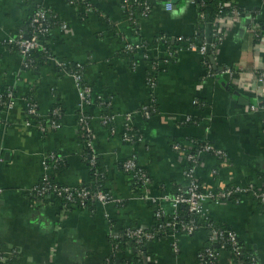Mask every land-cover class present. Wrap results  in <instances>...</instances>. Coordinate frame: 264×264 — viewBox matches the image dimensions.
I'll list each match as a JSON object with an SVG mask.
<instances>
[{
    "label": "crops",
    "instance_id": "1",
    "mask_svg": "<svg viewBox=\"0 0 264 264\" xmlns=\"http://www.w3.org/2000/svg\"><path fill=\"white\" fill-rule=\"evenodd\" d=\"M37 1L57 20L52 59L28 68L8 41L26 37L31 6L0 0V251L6 258L14 264H200L209 247L206 228L164 234L163 223L157 225L163 219L143 199L187 186L184 153L198 154V143L221 152L200 153L195 176L202 191L243 190L208 201L207 219L236 234L238 264H264V203L245 191L264 190V0H224L243 11L236 22L208 20L212 9L196 0H145L142 6L129 0L128 7L125 0ZM255 22L261 38L251 31ZM216 29L223 40L212 49ZM178 38L210 50H179ZM64 64L82 67L83 86L91 89L84 114L104 176L98 189L112 200L87 199L61 219L60 198L31 195L45 174L59 187L90 188L93 181L79 129V90L73 76L59 71ZM127 125L132 143L125 140ZM46 156L54 157L49 170ZM129 161L149 178L146 186L133 185ZM165 211L172 215L169 205ZM138 230L157 237H126ZM121 239L128 242L123 252ZM213 249L216 264H235L227 248Z\"/></svg>",
    "mask_w": 264,
    "mask_h": 264
},
{
    "label": "built area",
    "instance_id": "2",
    "mask_svg": "<svg viewBox=\"0 0 264 264\" xmlns=\"http://www.w3.org/2000/svg\"><path fill=\"white\" fill-rule=\"evenodd\" d=\"M197 1V0H196ZM74 2H77L76 0H71L70 3L74 4ZM85 4V2H82ZM125 6L128 7L130 4L129 0L124 1ZM201 5L203 7L204 1L201 2ZM169 9H171L170 5L168 6ZM219 14L222 15L224 8H229L230 13L226 16L225 21L230 22H236L238 21L241 16L243 15V12H241L237 5L234 2H227V1H220L219 5ZM202 10V8H201ZM85 12H89V6L85 7ZM128 12V10H127ZM51 14V11L43 8L39 10H35L30 18V32L25 35L26 37L22 36L17 39H11L8 42L13 43L15 42V45L19 47L20 52L24 59V66L25 67H32L33 62L28 59L29 54L32 51H38L42 53L47 52V48L41 41V36L45 35H51L52 30L49 27L48 24V15ZM201 18L205 19V13H201ZM224 17H218L215 22H218L217 20H222ZM214 22V23H215ZM65 28L64 25H61V29ZM251 31L253 34H255L258 38L262 37V33L260 31V26L257 22L253 23L251 27ZM219 29H216L214 32L215 42L213 43L212 49L216 44H220L222 42V36ZM177 43L181 45L179 50H182V47L188 50H191L192 52H197L201 55H207L209 52V48L206 44H203L201 46H197L194 43L190 42L189 40L185 38H178ZM132 46H128L129 49H131ZM210 47V46H209ZM62 68H66V65H62ZM213 71L209 68L207 71L206 76L212 77ZM74 77L75 82L77 84L78 90H79V96L81 99L80 104L78 105V112H79V129L81 132V138L84 140L86 147L90 150V157L88 166L90 167V171L96 166L98 156L94 152V148L92 146L91 140H92V129L90 128L89 119L86 114H84V108L86 104H90L89 97L91 98V89L87 86H83V76L82 74H73L71 75ZM263 76V75H262ZM149 83L151 86H154V79L149 78ZM257 109L256 106H252L251 110ZM150 108L144 109L143 115L145 117H149L150 115ZM29 114L34 116L36 115V112L34 108H29ZM55 115H58L59 112L55 110ZM131 119V116H127L126 120L129 122ZM51 127L56 128L58 127L57 124L54 122H51ZM133 130L130 125H127L126 133H125V140L127 143L133 142V136H132ZM197 148H199L198 154L196 153H184L185 158L187 160V163L189 164L185 175L187 177L188 184L185 188H180L175 194L172 195H164L160 197H152L149 195H144L143 199L153 205L155 207V216L157 219H163L166 217V211H165V205H169L172 209V215L173 219L166 222L161 226L163 229V233L169 234V235H178L179 233H185V234H192L198 229L202 228L199 227L194 221H189L187 223L179 222V214L180 209H185L188 214L191 215H197L202 220H206V211L205 206L208 201H225L229 200L232 196L236 195V193L243 192V190H225L218 194H206L202 191V187L199 184L198 179L195 176V172L197 169V166L199 165V159H200V153H211L215 156H220L221 152L216 150L214 147H212L209 144H203L200 145L197 143ZM175 150L180 151L181 147L179 145L174 147ZM54 157L53 156H46L44 159V165L45 169L49 170L51 169L52 163H53ZM125 170L126 172L131 176L132 180H137L142 184V186H146L147 183H149V178H147L146 174H144L141 170H138L135 164L132 161L127 162L125 164ZM92 183L96 182V175L92 176ZM247 193L251 192L253 193L254 197L258 199L259 201L264 203V190L262 192H255L253 188H249L248 190H245ZM32 196L35 198H43L46 196L51 197H58L62 200H64V204H62V216L61 219L64 217L65 213L69 212L72 208H80L84 207L85 200L87 199H93L97 202L106 205L109 203L112 198L109 194L105 193L104 191L100 189H95L92 191L90 188H66V187H59L55 182H53L48 174H45L43 177V180L40 184H38L33 191L31 192ZM54 197V198H55ZM160 228V229H161ZM209 235H208V241H209V247L203 250V252L200 255V264H216L218 255L217 251L213 249V246H219L221 249H226L228 247H231L234 251V253H239V242L238 238L235 233H233L230 230L227 229H216V228H210ZM157 234L153 233H146L144 234L141 230H138L137 232H129L126 234V237L129 239L138 237H146L150 240H154L157 236ZM174 250L177 251L176 244L174 245ZM9 260L6 258L4 253L0 251V264H8Z\"/></svg>",
    "mask_w": 264,
    "mask_h": 264
},
{
    "label": "trees",
    "instance_id": "3",
    "mask_svg": "<svg viewBox=\"0 0 264 264\" xmlns=\"http://www.w3.org/2000/svg\"><path fill=\"white\" fill-rule=\"evenodd\" d=\"M24 1L27 2L31 6V9H32L31 15H32V13L35 10H39V9H43L44 8V6L42 4H40L37 0H24ZM202 1H204V3H206L212 9L211 16L208 17V20H210V21L216 20L218 17H221V16L226 18V16L229 15V13H230L229 8H224L223 12H222V15L219 14V10H220L219 3H220V0H197V2L199 4H201ZM139 2L141 3V6H142L146 1L145 0H139ZM229 2H231V1H229ZM85 7L86 6H84V8ZM144 8H145V6H143V9ZM238 9L241 12H243L239 7H238ZM202 11H206V10H202ZM207 14H208V12H207ZM31 15H30V17H29V19L27 20V23H26V25H27V33H29L30 30H31L30 29V18H31ZM83 16H85V15L83 14ZM48 17H49L48 18L49 27H50L51 30H53V25H54L55 21H57V20L53 19L52 14H49ZM56 25H60V23L57 22ZM41 41L43 42V44L47 48V52L46 53H42V52H38V51H32L29 54V56H28V59L30 61L32 60L34 62L33 63L34 66L37 67V68L45 66L49 62V60L52 59L51 58L52 57L51 56V51H50V46H51V43H52L51 36L50 35L41 36ZM189 41L191 42V40H189ZM58 69H59L60 72L67 73V74H70V75H73V74L81 75L83 73L82 67H79V66H76V65H71V66H68L66 68L59 67ZM81 140L85 144L84 140L83 139H81ZM87 152H88V160H89V157H90L91 153H90L89 149H87ZM88 160L86 161L87 165H89L88 164V162H89ZM88 168L90 169L89 166H88ZM101 170L102 169H101V165H100V160L98 158L97 159V164H96L94 170L92 169L90 171L91 176H93V175L95 176L96 175V182L95 183L93 182L90 185L91 186L90 189L92 191H94L95 189L99 188V186H101V183L104 185V183L101 182V180H104V178H103L104 176L102 175V171ZM132 183H133L134 186H138L135 183V181H133V180H132ZM199 184H200V182H199ZM59 202H60V204H64V200H62V199H59ZM179 212H180L179 217H178L179 218V222L187 223L189 221H194L199 227L206 228L208 233H209L208 230H210V228H216V229H219V230L220 229H224V228H221V227L217 226V224L213 223L209 219L202 220L197 215L188 214V212L185 209H180ZM171 219H173V216H170V217H167V218L164 217L163 220H160V221L157 222V225H160L162 223L165 224L166 222L170 221ZM152 233H156V232H152ZM117 243L119 245L120 251L122 250V252H123L125 250L126 245H127L128 242H127L126 239H121V240L117 241ZM239 248H240V246H239ZM140 249H141V251L143 250V248H140ZM226 251H230L232 253L235 264H238V262L241 261L242 258H240L238 256V254L234 253V251H233V249L231 247H228ZM8 264H14V262L13 261H11V262L9 261ZM134 264H141L140 259H136L134 261ZM242 264H251V261L245 259Z\"/></svg>",
    "mask_w": 264,
    "mask_h": 264
},
{
    "label": "water",
    "instance_id": "4",
    "mask_svg": "<svg viewBox=\"0 0 264 264\" xmlns=\"http://www.w3.org/2000/svg\"><path fill=\"white\" fill-rule=\"evenodd\" d=\"M165 2H169V3H171V4H173V5H176V0H164Z\"/></svg>",
    "mask_w": 264,
    "mask_h": 264
},
{
    "label": "rangeland",
    "instance_id": "5",
    "mask_svg": "<svg viewBox=\"0 0 264 264\" xmlns=\"http://www.w3.org/2000/svg\"><path fill=\"white\" fill-rule=\"evenodd\" d=\"M54 61V60H53ZM61 64V63H60Z\"/></svg>",
    "mask_w": 264,
    "mask_h": 264
}]
</instances>
